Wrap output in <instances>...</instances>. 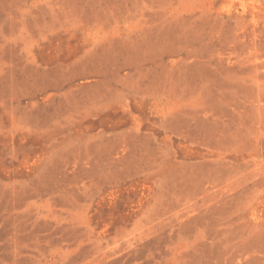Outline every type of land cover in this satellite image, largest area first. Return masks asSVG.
Instances as JSON below:
<instances>
[{"label":"rangeland","instance_id":"1","mask_svg":"<svg viewBox=\"0 0 264 264\" xmlns=\"http://www.w3.org/2000/svg\"><path fill=\"white\" fill-rule=\"evenodd\" d=\"M0 264H264V0H0Z\"/></svg>","mask_w":264,"mask_h":264}]
</instances>
